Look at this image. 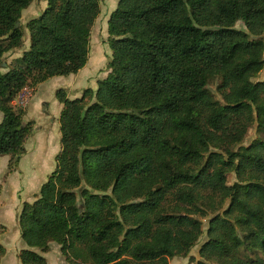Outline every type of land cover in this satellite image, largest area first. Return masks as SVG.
I'll return each instance as SVG.
<instances>
[{"label": "trees", "instance_id": "trees-1", "mask_svg": "<svg viewBox=\"0 0 264 264\" xmlns=\"http://www.w3.org/2000/svg\"><path fill=\"white\" fill-rule=\"evenodd\" d=\"M32 2L0 0V59L23 46ZM45 2L25 24L28 49L0 72L4 182L32 131L11 102L85 67L100 11L99 0ZM107 34L96 89L55 92L60 150L18 213L19 263L47 264L34 249L55 243L72 264H168L208 218L195 264H264V140L239 146L254 124L264 136V0H118Z\"/></svg>", "mask_w": 264, "mask_h": 264}, {"label": "rangeland", "instance_id": "rangeland-1", "mask_svg": "<svg viewBox=\"0 0 264 264\" xmlns=\"http://www.w3.org/2000/svg\"><path fill=\"white\" fill-rule=\"evenodd\" d=\"M117 2L118 0H99V15L90 32L88 61L85 69L77 78L75 76L68 82L55 83L53 86H49L50 82H47L35 88L27 87L11 102L13 109L24 113L23 122L24 124L31 123L32 131L24 142V153L20 158L21 161L19 160L15 171L8 176L6 182H3V177L7 172L9 156L0 157V245L5 250L4 256L0 259V264H20L18 255L22 249H25V246L19 237L18 213L24 202L31 203L34 201L40 186L55 168V156L60 150L58 118L62 105L58 104L56 108L46 109L45 104L53 103V100L56 101L53 94L55 95L59 89L64 88L66 95L68 94L67 98L74 99L80 97L81 92L86 88L95 90L97 82L106 77L108 73L107 62L111 56L107 43V21L110 14L115 10ZM45 7V0H33L27 9L22 11L19 23L23 25L24 46L3 55L0 59V72H5V67L7 65L9 67L14 59L20 57L21 53L28 49L29 35L25 24L37 17ZM235 28L244 29L241 23H237ZM262 80H264V68L254 79V81ZM209 89L213 92L215 99H219L214 83L210 84ZM47 112L50 116L57 117V125L54 118L47 117ZM1 118L2 114L0 113V121ZM256 139L264 140V136L258 133L254 124L248 129L239 146L246 147ZM227 181L229 185L235 182L233 173L227 176ZM226 207L227 203L222 210ZM202 222L203 234L189 255L186 258L169 259L168 264H195L196 261L200 260L198 251L206 240L205 232L208 227V218L203 219ZM34 251L44 257L47 264H72L61 254L60 247L55 243L49 244V250L46 253H41L36 249Z\"/></svg>", "mask_w": 264, "mask_h": 264}, {"label": "crops", "instance_id": "crops-1", "mask_svg": "<svg viewBox=\"0 0 264 264\" xmlns=\"http://www.w3.org/2000/svg\"><path fill=\"white\" fill-rule=\"evenodd\" d=\"M24 43H25V38H24ZM23 46H24V44H23ZM85 69V67L84 68H82L81 70H79L78 71V73H76V74H74V75H70V76H68V77H54V78H51V79H49V80H47L46 82H44V83H47V82H50V85L49 86H53L55 83H65V82H68L69 81V79H71V78H73V77H75L76 76V78L79 76V74L83 71ZM44 83H42V84H44ZM42 84H40V85H42ZM48 89V88H47ZM64 89V88H63ZM66 90V89H65ZM67 96H68V94H67ZM53 97H55V95L53 94ZM75 98H77V97H75ZM55 100H56V98H55ZM57 101V100H56ZM56 101H54L53 100V103L52 102H49V103H47V104H45V106H46V109H51L52 107H55L56 108V106L59 104L58 103V101H57V104H56ZM42 104V103H41ZM49 111V110H48ZM47 117L48 118H54L55 119V123H56V121H57V117L55 116H50V114H49V112H47ZM2 119V118H1ZM56 125H57V123H56ZM58 127V126H57ZM21 161V160H20ZM7 181V180H6ZM5 181V182H6ZM4 182V181H3Z\"/></svg>", "mask_w": 264, "mask_h": 264}, {"label": "water", "instance_id": "water-1", "mask_svg": "<svg viewBox=\"0 0 264 264\" xmlns=\"http://www.w3.org/2000/svg\"><path fill=\"white\" fill-rule=\"evenodd\" d=\"M18 25H19V23H16V24H15V27H18Z\"/></svg>", "mask_w": 264, "mask_h": 264}, {"label": "built area", "instance_id": "built-area-1", "mask_svg": "<svg viewBox=\"0 0 264 264\" xmlns=\"http://www.w3.org/2000/svg\"><path fill=\"white\" fill-rule=\"evenodd\" d=\"M24 89H26V88H24ZM24 89H23V90H24ZM23 90H22V91H23ZM20 92H21V91H20Z\"/></svg>", "mask_w": 264, "mask_h": 264}]
</instances>
